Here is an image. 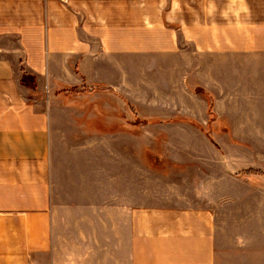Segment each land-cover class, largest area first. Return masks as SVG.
Here are the masks:
<instances>
[{"label": "crops", "instance_id": "crops-1", "mask_svg": "<svg viewBox=\"0 0 264 264\" xmlns=\"http://www.w3.org/2000/svg\"><path fill=\"white\" fill-rule=\"evenodd\" d=\"M194 54L264 61V0H0V264H217L202 211L131 207L125 240L123 222L106 216L118 197L99 195L97 246L69 241L65 257L53 210L49 88L187 70ZM24 74L35 76L34 88Z\"/></svg>", "mask_w": 264, "mask_h": 264}, {"label": "rangeland", "instance_id": "rangeland-1", "mask_svg": "<svg viewBox=\"0 0 264 264\" xmlns=\"http://www.w3.org/2000/svg\"><path fill=\"white\" fill-rule=\"evenodd\" d=\"M191 58L187 70H128L112 84L49 88L53 210L65 257L69 241L97 246L92 204L106 195L118 197L106 216L123 222L125 240L126 209L187 207L213 224L217 264H264V61ZM104 232L111 249L114 229Z\"/></svg>", "mask_w": 264, "mask_h": 264}, {"label": "trees", "instance_id": "trees-1", "mask_svg": "<svg viewBox=\"0 0 264 264\" xmlns=\"http://www.w3.org/2000/svg\"><path fill=\"white\" fill-rule=\"evenodd\" d=\"M33 77H35V76L32 74H24L22 77V80H21L22 84L27 86V87L34 88L35 87V81L33 80ZM199 92H203V90L200 88ZM210 112L212 113V107H210Z\"/></svg>", "mask_w": 264, "mask_h": 264}]
</instances>
